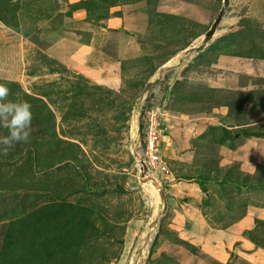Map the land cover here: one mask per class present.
<instances>
[{
    "label": "rangeland",
    "instance_id": "rangeland-1",
    "mask_svg": "<svg viewBox=\"0 0 264 264\" xmlns=\"http://www.w3.org/2000/svg\"><path fill=\"white\" fill-rule=\"evenodd\" d=\"M223 6L0 0V83L33 114L29 142L0 153V246L10 222L63 203L89 210L77 264H220L226 249L191 232L187 200L211 207L209 227L224 216L217 210L238 218L250 203L264 218V0H229L192 52ZM156 79L143 134L154 112L163 136L150 165L138 118ZM243 164L249 172L237 171ZM235 248L227 264H247Z\"/></svg>",
    "mask_w": 264,
    "mask_h": 264
},
{
    "label": "trees",
    "instance_id": "trees-1",
    "mask_svg": "<svg viewBox=\"0 0 264 264\" xmlns=\"http://www.w3.org/2000/svg\"><path fill=\"white\" fill-rule=\"evenodd\" d=\"M221 42L226 47L230 43L226 38ZM257 186L264 188V180L260 179ZM86 211L56 203L10 222L0 246V264H75L86 226L90 225L83 214Z\"/></svg>",
    "mask_w": 264,
    "mask_h": 264
},
{
    "label": "crops",
    "instance_id": "crops-1",
    "mask_svg": "<svg viewBox=\"0 0 264 264\" xmlns=\"http://www.w3.org/2000/svg\"><path fill=\"white\" fill-rule=\"evenodd\" d=\"M175 153L176 152H173V154ZM177 156L191 157L192 152H177L176 157ZM245 165L246 164H243L237 167L238 168L237 171L245 172V173L249 172V170L246 171V168L244 167ZM208 184L203 182V187H205V189H208L210 186ZM220 184H223L224 187H227V189L231 188V189H234L235 192H237L236 185H234V183H232L231 181L224 182L221 180ZM198 186L199 185L195 183L192 187H190L191 191H193L192 193H194V196L197 195V192L195 191V189H197ZM217 187H219L220 189V185H217ZM204 197H206V195ZM220 200L222 201L224 199L218 198V201ZM200 201H201L200 196L197 197V199L193 198L190 201L188 199L187 203H185L182 206V209H184L183 217L184 218L187 217V219L190 220L189 222L191 224V232L193 233L197 232L203 235H215L214 238L216 239V241L217 239L220 240V244L223 247L222 250H225V249L226 250L223 251V254L218 259L213 257L218 263L227 264L230 259H229V254H227L226 252L234 251L236 244H238V246L240 247L235 248V253H233L237 261L238 260L246 261L247 264H264V246L261 245V243L257 239L256 234L258 233H256L257 226L255 223L256 218L260 220H264V218L259 217V212L257 211V210L260 211L261 208L257 209L256 207H254L253 204L248 203L249 205L247 206L246 212L244 209L243 213L238 218L234 217V215L232 217L231 215L229 216L228 212L225 209H222V211L217 210V212H220L221 215H224V216H220L221 217L219 218L220 224L215 225L213 223V226L209 227L208 226L209 220L204 215V212L205 214L206 213L211 214L212 209L210 206H207L208 204L207 205L204 204L203 206ZM210 203L213 205H216L217 202L211 201ZM211 218L215 220L213 217ZM245 234L248 235L247 239L243 237V235L245 236ZM210 244L212 245V243Z\"/></svg>",
    "mask_w": 264,
    "mask_h": 264
},
{
    "label": "clouds",
    "instance_id": "clouds-1",
    "mask_svg": "<svg viewBox=\"0 0 264 264\" xmlns=\"http://www.w3.org/2000/svg\"><path fill=\"white\" fill-rule=\"evenodd\" d=\"M9 88L0 83V153L6 154L17 143H28L33 119L32 106L26 100H9Z\"/></svg>",
    "mask_w": 264,
    "mask_h": 264
},
{
    "label": "built area",
    "instance_id": "built-area-1",
    "mask_svg": "<svg viewBox=\"0 0 264 264\" xmlns=\"http://www.w3.org/2000/svg\"><path fill=\"white\" fill-rule=\"evenodd\" d=\"M145 115L146 117L148 116V119L144 121L143 143L149 164L152 165L157 161L160 162L158 153H160V142L162 141L163 130H161L160 123L154 112L146 113Z\"/></svg>",
    "mask_w": 264,
    "mask_h": 264
},
{
    "label": "water",
    "instance_id": "water-1",
    "mask_svg": "<svg viewBox=\"0 0 264 264\" xmlns=\"http://www.w3.org/2000/svg\"><path fill=\"white\" fill-rule=\"evenodd\" d=\"M223 2H224V6L221 9V11H220L219 15L217 16V18L215 19V22L212 25L211 29L205 34L204 39L202 41V44L198 48L192 50V52L194 51L196 53V52L201 51L204 48V46L206 45V43H208L212 39V37H213V35H214L215 31H216V27L220 23L223 15L225 13V10L228 7L229 0H223ZM162 69L159 70V72H158L159 75L163 72ZM157 83H158L157 79L154 80V81H151V82H149L146 85V88H145V92H147V95H146V98H145V102H144L143 106L141 107L140 115H139V118H138V135H139L141 143L143 142V117H144V113H145V110H146V105L151 100L152 91L154 90V88L157 85ZM144 170H145V168H144Z\"/></svg>",
    "mask_w": 264,
    "mask_h": 264
}]
</instances>
